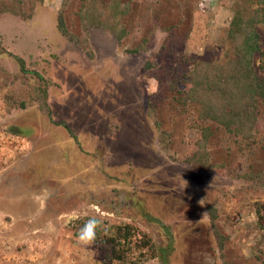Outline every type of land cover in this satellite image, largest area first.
<instances>
[{
    "label": "rangeland",
    "instance_id": "rangeland-1",
    "mask_svg": "<svg viewBox=\"0 0 264 264\" xmlns=\"http://www.w3.org/2000/svg\"><path fill=\"white\" fill-rule=\"evenodd\" d=\"M125 1L127 36L91 28L85 49L57 26L63 0H36V9L23 0L27 14L34 10L28 19L0 14V72H20L19 55L49 81L44 100L11 110L7 96L22 95L23 84L0 86V264H120L105 261L102 244L79 240L86 217L150 232L159 253L138 264H263L264 188L245 186L244 175L264 170V137L243 147L215 122L198 121L171 88H186L183 74L198 59L224 56L236 0ZM82 2L64 10L80 37ZM149 35L147 50L127 52ZM152 104L171 133L169 151ZM201 124L215 129L208 149L223 170L184 161Z\"/></svg>",
    "mask_w": 264,
    "mask_h": 264
},
{
    "label": "trees",
    "instance_id": "trees-1",
    "mask_svg": "<svg viewBox=\"0 0 264 264\" xmlns=\"http://www.w3.org/2000/svg\"><path fill=\"white\" fill-rule=\"evenodd\" d=\"M31 1L33 9H36V0ZM69 1L63 0L57 26L63 35L75 40L82 48L85 49L86 41L89 43L91 28L109 30L120 42L127 36L128 29L123 20L131 11L130 1L83 0L79 11L82 30L85 33L82 37L67 28L64 10ZM22 3L23 0H0V14L12 12L23 19L32 18L34 10L33 13L27 14L22 8ZM234 12L228 30V46L224 56L215 61L198 59L195 66L183 74L182 82H185L186 88L178 89L177 83L174 82L171 88L176 91L174 98L186 108L185 110L192 107L197 113L198 121L205 122V124L209 121L215 122L217 128H224L245 147L248 144L261 142L264 137V131L262 132L264 129L259 126L264 116V0H236ZM156 28L154 26L153 33ZM167 29L171 31L172 27L169 26ZM150 42L151 35L146 36L138 46L128 49L127 52L140 53L147 50ZM15 57L21 65L20 72L10 73L2 70L0 86H8L20 80L23 84L22 95L25 98L22 95H8L10 110L26 108L37 100H44L47 97L46 85L49 82L40 72L27 68L23 57L19 55ZM31 76L37 80L38 84L32 83ZM150 113L155 117L160 131V145L165 151H169L171 133L160 129L161 122L157 119L153 104ZM205 124L200 126L202 137L197 140V149L184 161L197 169L223 170L224 164L211 161L208 145L210 138L215 134V129ZM68 130L73 134L71 129ZM244 178L246 179L245 186L264 188V170L256 173L248 172ZM208 209L212 218L215 219L217 209L212 205H209ZM258 213L260 226L264 228V203L260 205ZM89 218L92 217L78 220L79 231ZM101 221L93 241L107 248L106 262L111 263L118 260L120 264H138L144 258L156 256L159 253L160 247L153 235L134 223ZM217 233L223 240L220 242L223 247V236L219 231Z\"/></svg>",
    "mask_w": 264,
    "mask_h": 264
},
{
    "label": "clouds",
    "instance_id": "clouds-1",
    "mask_svg": "<svg viewBox=\"0 0 264 264\" xmlns=\"http://www.w3.org/2000/svg\"><path fill=\"white\" fill-rule=\"evenodd\" d=\"M102 221L96 217L89 218L79 231V240L91 242L96 238L97 229Z\"/></svg>",
    "mask_w": 264,
    "mask_h": 264
}]
</instances>
